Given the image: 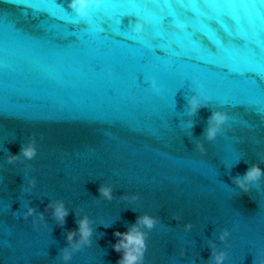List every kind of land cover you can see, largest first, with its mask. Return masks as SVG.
I'll return each instance as SVG.
<instances>
[{
	"label": "water",
	"instance_id": "obj_1",
	"mask_svg": "<svg viewBox=\"0 0 264 264\" xmlns=\"http://www.w3.org/2000/svg\"><path fill=\"white\" fill-rule=\"evenodd\" d=\"M70 3L0 0V264H116L113 232L145 215L143 264H260L264 175L237 181L264 171V0H106L84 20ZM121 10L166 18L121 17L128 39Z\"/></svg>",
	"mask_w": 264,
	"mask_h": 264
},
{
	"label": "clouds",
	"instance_id": "obj_2",
	"mask_svg": "<svg viewBox=\"0 0 264 264\" xmlns=\"http://www.w3.org/2000/svg\"><path fill=\"white\" fill-rule=\"evenodd\" d=\"M103 4V0H71L69 8L73 10L77 16L84 20L88 16V9L90 7H100ZM141 25H137V31L141 29ZM199 105L193 103L192 111L195 112L198 109ZM212 119L216 122L217 126L223 124L227 117L220 113H214ZM217 132L216 127H212L208 131V139H213ZM23 156L26 160H32L36 156V149L34 146V141L29 143L27 146H22L17 155H12L9 157L8 163H13L19 159L20 156ZM264 175L258 166H253L251 169L247 170L244 174L243 180H238L237 184L243 191L247 192L248 188L246 185L250 182L259 180V178ZM30 187L35 186V181H30ZM101 196L106 200L112 199L111 189L108 187H103L99 189ZM133 199H136L135 197ZM35 213V209L29 208L25 214V219L28 216H32ZM68 216L67 210L64 208L62 203H59L53 211V217L57 221L58 225L63 227L66 222V217ZM39 218L43 220V214H40ZM175 219V217H174ZM157 221L153 217L147 215L138 217L137 223L133 225L130 229L125 232L115 231L113 236L115 238V243L112 244V249L114 252L119 254L120 258L116 264H143L144 254L147 251V233L141 230V227L147 228L149 231L153 229ZM187 228H190L191 225H187ZM77 234L79 239H76ZM93 235L92 228L90 227V222L87 217L80 219L78 221V227L75 231H69L66 235V240L68 244L72 245L73 251H79L82 246H91ZM228 235L227 232L220 237L221 241L224 240V237ZM226 258V254L221 252L214 256L215 264H223ZM62 259L67 262L71 259V254L67 249L63 251ZM260 264H264V260L260 261Z\"/></svg>",
	"mask_w": 264,
	"mask_h": 264
},
{
	"label": "snow or ice",
	"instance_id": "obj_3",
	"mask_svg": "<svg viewBox=\"0 0 264 264\" xmlns=\"http://www.w3.org/2000/svg\"><path fill=\"white\" fill-rule=\"evenodd\" d=\"M106 0H103V3H105ZM160 0H147V3H159ZM165 4H170L171 0H164ZM61 5L58 4V7H60ZM124 16H135L137 18H139L140 20L144 21L147 25L151 24V23H162L163 20L166 18L164 16H160V17H156V16H149L146 14H142L141 11L139 10H135V11H130V10H121L118 13H116L113 17H110V19H112L114 21L115 24V33L117 35H125L128 39H135V37L131 36V33L125 32V33H121V28H120V23L121 17ZM89 20V19H88ZM177 25V24H176ZM179 27L182 28L184 27V25L182 23H179Z\"/></svg>",
	"mask_w": 264,
	"mask_h": 264
}]
</instances>
